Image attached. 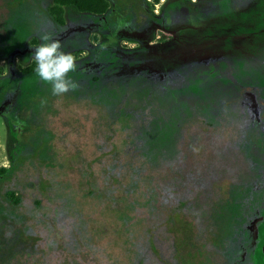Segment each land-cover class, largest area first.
<instances>
[{"label": "trees", "instance_id": "obj_1", "mask_svg": "<svg viewBox=\"0 0 264 264\" xmlns=\"http://www.w3.org/2000/svg\"><path fill=\"white\" fill-rule=\"evenodd\" d=\"M254 2L150 0L151 7L160 4L156 14L146 0H52L48 24L28 33L22 47L0 54L6 64L0 66V118L7 131L8 158V166H0V226L14 221L9 231L21 234L18 241L33 240L37 236L24 231L36 233L37 218L45 217L42 223L49 226L45 247L53 249L59 229L66 260L74 253L75 264H137L134 218L143 214L137 212L141 205L147 206L141 209L149 216L155 206L150 202L157 201L150 188L155 161L163 160L158 152L169 135V109L182 91L154 83L152 70L174 83L194 77L201 59L199 45L190 44L242 35L251 22L249 14L255 8L264 10L262 1ZM154 26L177 31L180 40L188 41L189 51L167 59L165 45L147 44ZM92 32L100 35L91 37L96 45L88 40ZM39 33L51 35L74 57L76 68L69 74L74 90L53 96L51 86L34 75L30 56L40 42ZM121 39L139 46L122 50ZM74 108L82 116L90 114L95 123L101 121L106 131L104 145H92L98 153L78 166L65 165L49 153L56 135L54 121L66 118ZM111 216L119 229L117 239L104 235L103 221ZM71 238H76L74 250L68 247ZM174 240L178 263L201 264L196 233ZM50 255L45 251L46 258Z\"/></svg>", "mask_w": 264, "mask_h": 264}, {"label": "flooded vegetation", "instance_id": "obj_2", "mask_svg": "<svg viewBox=\"0 0 264 264\" xmlns=\"http://www.w3.org/2000/svg\"><path fill=\"white\" fill-rule=\"evenodd\" d=\"M254 1H262L264 5V0ZM254 10L257 11L249 14L248 21L251 22L246 25L242 35L232 39H217L216 42L214 39L207 42L198 40L190 44L199 45L197 51L201 59L194 77L186 76L174 83L163 75L160 78L156 69L152 70L154 83L182 89L177 93L174 107L169 109V135L164 138V150L161 154L158 152L163 160L155 161L153 174L172 163H187L186 160L195 154L192 149L205 145L212 149L209 156L222 159L226 153L227 159L232 158L236 166L231 175L224 168V162L218 163V176L213 175L204 184L185 186L188 192L192 188L199 193L213 191L214 200L201 202V205H195L196 197L189 195L171 199L173 196L163 194L157 183L152 184L150 188L157 194V201L150 202L155 205L151 208L152 215H137L134 218L137 221L133 226L137 264H183V261H176L178 252L174 233L177 232L186 238L190 234L198 235L197 251L201 264H259L260 258L264 257V10ZM155 28L165 30L157 26ZM165 31L170 33L168 39L154 41L156 38L153 37L147 44L154 48L165 45L167 59L178 55L181 58L182 54L189 51L188 41L180 40L175 30ZM91 34L88 40L96 45ZM127 41L121 39L119 48L125 50L139 46L132 42L137 46L124 48L122 44ZM153 58H158L156 50ZM153 91L157 93L159 89L154 87ZM224 181L229 182L227 186L233 193L230 203L239 208V218L235 217L238 222L232 224L233 232L227 237V233L221 231L211 218L212 213H215L213 208L216 200L224 192ZM196 206L198 208L190 213L189 209ZM177 219L187 223L175 225ZM37 220L39 225L36 233L24 231L27 236H37L33 240L25 237L23 241H18L21 234L9 231L14 229V221L0 226L3 229L0 232V264H61V259L63 264H75L74 253L73 262L72 258L66 260L63 255L66 250L60 246L59 229L53 249L45 247L49 226L42 223L45 217L39 216ZM28 221L25 220L24 230L28 228ZM67 229L71 232L70 226ZM211 232L214 241L217 235L225 237L220 248L213 250V246L206 243V235ZM70 234L72 237V232ZM76 244V238H71L69 249L74 250ZM45 251L51 254L47 258ZM85 258L89 260V256Z\"/></svg>", "mask_w": 264, "mask_h": 264}, {"label": "rangeland", "instance_id": "obj_3", "mask_svg": "<svg viewBox=\"0 0 264 264\" xmlns=\"http://www.w3.org/2000/svg\"><path fill=\"white\" fill-rule=\"evenodd\" d=\"M123 1L127 3V0ZM163 1L166 0H160V4H162ZM146 3L150 11L159 14L160 4H157L158 6L156 7H151L150 0H146ZM51 4L52 0H0V54L12 52L22 47L24 42H28V39L25 38L28 33L30 34V32H34L36 29L39 31V26L41 25L45 27L49 21L47 17V8ZM153 31L155 33L154 35L159 37L154 39V41H164L170 37V33L165 30L155 28ZM39 35L42 34L39 33ZM91 35L98 36L95 32ZM122 46L124 48H133L137 45L127 41V43L124 45L122 44ZM15 61L18 65L20 64V59L18 57H16ZM5 65V62L0 60V66L5 68ZM52 129L56 135L52 141L51 150L49 152L51 158L71 166L81 165L83 161L95 156L98 151L94 146L92 147V145L97 142L104 145L103 142L106 137L105 127L101 125V121L95 123L90 114L82 116L81 112L75 108L66 118H57L54 121ZM6 143L7 131L2 118H0V166H8ZM194 150L195 154L191 159L186 160L187 163H182L180 165L172 163L162 169L156 170L152 184L157 183L159 185V190L162 191L163 194L173 196L171 199L182 198L189 195L193 198L196 197L195 205H201V202L208 203L214 200L215 195L212 193L213 191L204 190L199 193L197 189L192 188V190L188 192L184 189L185 186H188L187 184H204V182H208L213 175L218 176V163L224 162V168H227L231 172V175L234 174L233 170L236 165L232 158L227 159L228 156L226 153L223 154L222 159L209 156L212 149L207 145L201 146L200 148H193L192 152H194ZM68 171L73 172V170ZM228 184L229 182L224 181V192L221 193V197L217 198L214 208L212 207L215 213L211 215L217 227L221 229V231L227 233L225 237L232 234L234 227L232 224L238 222V219L235 217L239 218L238 206L230 203V200L233 198V193H231V190L228 188ZM141 206V208H147L146 205ZM141 208L139 207L137 212L139 214L143 213L141 215L145 216V209ZM197 208V206L191 207L189 212L193 213ZM150 215H152V213ZM163 222L165 223V221ZM185 222L187 223V221L177 219L175 225H181ZM103 223L105 224L104 235L117 239L119 235L116 234V231H119V229L115 223V218L113 216L108 217L107 221L105 220ZM166 224L167 223H165V225ZM208 229L211 228L209 227ZM174 235L184 236L179 232L174 233ZM225 237L217 235L214 241L213 232H211L206 235L205 241L209 243L211 247L213 246L214 250L223 245ZM102 239L108 240L103 236ZM73 259L74 257H72V262ZM61 264H63L62 259Z\"/></svg>", "mask_w": 264, "mask_h": 264}, {"label": "clouds", "instance_id": "obj_4", "mask_svg": "<svg viewBox=\"0 0 264 264\" xmlns=\"http://www.w3.org/2000/svg\"><path fill=\"white\" fill-rule=\"evenodd\" d=\"M30 58L34 61V75L51 86L53 96H61L76 88L69 74L76 68L74 57L62 50L61 43L49 34L39 37ZM259 264H264V257Z\"/></svg>", "mask_w": 264, "mask_h": 264}, {"label": "built area", "instance_id": "obj_5", "mask_svg": "<svg viewBox=\"0 0 264 264\" xmlns=\"http://www.w3.org/2000/svg\"><path fill=\"white\" fill-rule=\"evenodd\" d=\"M158 6V5H155V7ZM155 38H158L157 36H155Z\"/></svg>", "mask_w": 264, "mask_h": 264}]
</instances>
